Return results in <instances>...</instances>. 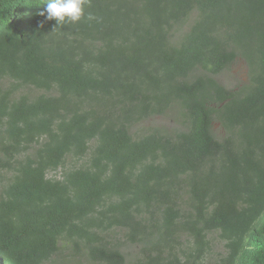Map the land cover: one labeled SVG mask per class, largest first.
Here are the masks:
<instances>
[{"label": "trees", "instance_id": "trees-1", "mask_svg": "<svg viewBox=\"0 0 264 264\" xmlns=\"http://www.w3.org/2000/svg\"><path fill=\"white\" fill-rule=\"evenodd\" d=\"M46 2L0 0V254L264 264V0Z\"/></svg>", "mask_w": 264, "mask_h": 264}, {"label": "clouds", "instance_id": "clouds-1", "mask_svg": "<svg viewBox=\"0 0 264 264\" xmlns=\"http://www.w3.org/2000/svg\"><path fill=\"white\" fill-rule=\"evenodd\" d=\"M87 3L88 0H47L45 8L38 13L39 16L44 18L43 21H40V24L41 26H43L44 21L54 20L55 21L54 28H56L63 26L66 23H76L80 21L82 17L85 15L84 7ZM88 19L90 20L94 19L91 13L88 14ZM221 72H219V74ZM217 76H216V80L221 82L217 78ZM217 129L219 130V126H217ZM141 244H144V241ZM141 244H136V246ZM131 263L146 264V261H144L140 256H136V258L131 259ZM0 264H10L7 255L0 254Z\"/></svg>", "mask_w": 264, "mask_h": 264}, {"label": "rangeland", "instance_id": "rangeland-1", "mask_svg": "<svg viewBox=\"0 0 264 264\" xmlns=\"http://www.w3.org/2000/svg\"><path fill=\"white\" fill-rule=\"evenodd\" d=\"M217 78L229 88L241 86L247 83V70L243 62L234 63L229 69L218 74Z\"/></svg>", "mask_w": 264, "mask_h": 264}]
</instances>
